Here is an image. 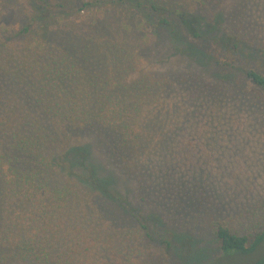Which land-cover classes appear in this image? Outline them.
<instances>
[{"label": "trees", "instance_id": "16d2710c", "mask_svg": "<svg viewBox=\"0 0 264 264\" xmlns=\"http://www.w3.org/2000/svg\"><path fill=\"white\" fill-rule=\"evenodd\" d=\"M108 1L135 11L148 34L117 16L73 24L63 19L70 9L52 0H31V9L20 11L30 13L20 29L2 28L0 264H177L172 251L197 252L200 236L218 245L213 260L250 255L246 264H264L262 204L237 231L199 197L175 203L180 178L148 177L169 154L183 155L184 112L167 104L171 93L136 59L159 35L185 42L182 53L198 62L216 47L215 65L238 70L220 77L218 87L238 95L249 83L264 98V66L241 60L253 47L251 28L221 26L222 15L215 17L224 0ZM169 161L170 169L176 163ZM117 173L137 184L134 197L120 192ZM147 201L155 212L176 204L181 229L190 225L199 236H162V217L141 207Z\"/></svg>", "mask_w": 264, "mask_h": 264}, {"label": "rangeland", "instance_id": "374dc122", "mask_svg": "<svg viewBox=\"0 0 264 264\" xmlns=\"http://www.w3.org/2000/svg\"><path fill=\"white\" fill-rule=\"evenodd\" d=\"M52 1L70 9L63 19L73 24H89L93 20L99 22L106 16H117L118 22L124 21L133 26L134 31L148 34L135 11L114 2ZM87 2L89 4L84 6ZM22 9L30 10L31 0H0V40L4 34L2 28L14 31L26 23L30 13L24 15L20 12ZM217 12L215 18L220 21L219 16L222 15L221 26L233 30L236 25L241 31L243 26L244 30L251 28L249 32H252L254 38H251L253 43H250L253 47L244 51L241 60L247 59L248 63L264 66V0H224ZM53 16V21L62 19L60 15ZM230 18L233 24L229 22ZM241 40L247 43L249 39ZM185 46V42H173L159 35L152 38L148 47L137 52L138 69L152 73L159 81L158 88L171 93L167 104L183 108L181 125L186 132L180 140H176L183 146V155L180 154L177 159L173 157L174 154H169L168 161L149 169L148 177L158 179L167 175L169 180L175 182L180 178L177 181L183 187V195L180 198L178 195L170 196L175 203L185 206L199 197L215 212H219V218L231 229L245 230L250 226L252 206H264V98L250 91L249 83L247 88H243L246 92L238 90V95L229 93L232 88H219L220 77L231 74L235 77L238 70L215 65L211 56L216 47L208 53L210 56L199 57L198 62V59L192 60L182 53L186 51ZM207 48L204 47L205 50ZM239 81L245 85L240 77ZM191 152L194 158H191ZM170 159L176 165L169 169ZM115 176L120 192L126 197H134L132 192L137 186L134 180L118 173ZM175 182L171 184H180ZM157 186L152 189L159 195L161 188ZM141 207L147 214H159L162 217L164 223L158 228L162 236L168 238L177 231L199 236L190 225L189 228L181 229L185 225L174 217L181 211L176 204L167 205L157 212L148 201L141 202ZM242 213L244 216L238 218ZM198 218L202 222L200 215ZM189 220V223L193 222ZM199 238L202 240L197 243L195 253L177 255L172 251L177 264H246L252 260L250 255L213 260V257L219 255L218 245L212 237Z\"/></svg>", "mask_w": 264, "mask_h": 264}]
</instances>
